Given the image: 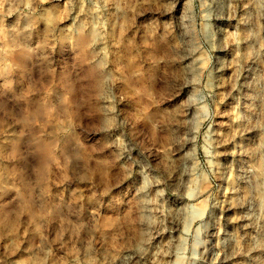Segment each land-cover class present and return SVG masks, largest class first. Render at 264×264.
Instances as JSON below:
<instances>
[{
    "label": "rangeland",
    "instance_id": "374dc122",
    "mask_svg": "<svg viewBox=\"0 0 264 264\" xmlns=\"http://www.w3.org/2000/svg\"><path fill=\"white\" fill-rule=\"evenodd\" d=\"M261 160L264 0H0V264H264Z\"/></svg>",
    "mask_w": 264,
    "mask_h": 264
},
{
    "label": "bare ground",
    "instance_id": "6f19581e",
    "mask_svg": "<svg viewBox=\"0 0 264 264\" xmlns=\"http://www.w3.org/2000/svg\"><path fill=\"white\" fill-rule=\"evenodd\" d=\"M259 167H260V174H259V177L257 178V183L260 181V179L262 178V177H264V160H261V162L259 163ZM262 173V174H261ZM257 183H256V185H257Z\"/></svg>",
    "mask_w": 264,
    "mask_h": 264
}]
</instances>
